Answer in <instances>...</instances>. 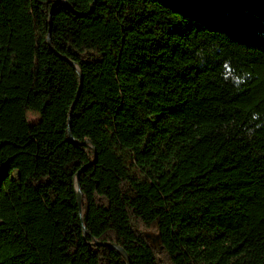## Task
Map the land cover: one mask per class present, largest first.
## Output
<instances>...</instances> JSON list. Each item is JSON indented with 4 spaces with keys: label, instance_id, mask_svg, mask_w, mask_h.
<instances>
[{
    "label": "trees",
    "instance_id": "1",
    "mask_svg": "<svg viewBox=\"0 0 264 264\" xmlns=\"http://www.w3.org/2000/svg\"><path fill=\"white\" fill-rule=\"evenodd\" d=\"M57 1L0 0V264H264V0Z\"/></svg>",
    "mask_w": 264,
    "mask_h": 264
},
{
    "label": "water",
    "instance_id": "2",
    "mask_svg": "<svg viewBox=\"0 0 264 264\" xmlns=\"http://www.w3.org/2000/svg\"><path fill=\"white\" fill-rule=\"evenodd\" d=\"M57 3H64L65 5H67L69 8H70V10L71 11H73V9L71 8V6H70V4H68L67 2H65V1H61V0H58L57 2H56V4ZM54 5L55 4H53V6L52 7H54ZM52 7H51V9H52ZM51 11V10H50ZM58 56V55H57ZM65 62H67L72 68H74L76 71H77V73H78V75H79V78H80V82L82 81V78H81V74H80V72H79V69L77 68V66H75L72 62H69V61H67V60H64ZM68 133H69V135H70V131H68ZM76 144H79V143H77V142H75ZM85 144H87L90 148H92L93 149V151H94V148H93V146H92V143L91 142H86V143H84V144H79V145H85ZM95 154V153H94ZM84 169V168H83ZM82 169V170H83ZM81 170V171H82ZM79 173L80 172H78V174L75 176V190H76V198H77V204H78V208H79V210H80V203H81V200H82V194H81V191H80V188H79V183H78V175H79ZM80 218H82V215L80 214ZM83 232H84V234L86 235L87 234V231L83 228ZM95 246H107V247H111V248H113V249H115L120 255H121V257L125 260V262H126V264H129V258H128V256H127V254L121 249V248H119L118 246H116V245H110V244H99V243H97V244H95Z\"/></svg>",
    "mask_w": 264,
    "mask_h": 264
},
{
    "label": "rangeland",
    "instance_id": "3",
    "mask_svg": "<svg viewBox=\"0 0 264 264\" xmlns=\"http://www.w3.org/2000/svg\"><path fill=\"white\" fill-rule=\"evenodd\" d=\"M39 117L33 114H30L27 116V120L30 124H35L38 121ZM146 239L148 240V242L153 245V246H158L159 245V241H158V237L155 236L154 234H152L151 232H146L145 234Z\"/></svg>",
    "mask_w": 264,
    "mask_h": 264
}]
</instances>
